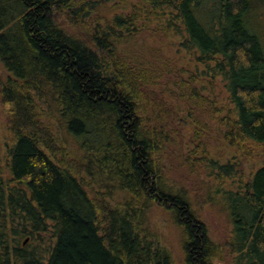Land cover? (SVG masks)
Segmentation results:
<instances>
[{
    "label": "trees",
    "instance_id": "obj_1",
    "mask_svg": "<svg viewBox=\"0 0 264 264\" xmlns=\"http://www.w3.org/2000/svg\"><path fill=\"white\" fill-rule=\"evenodd\" d=\"M100 1L0 0V264H173L148 226L156 204L180 230L184 264H264V159L242 169L255 147L264 154V40L251 14L264 0H118L107 14ZM142 31L193 69L149 51ZM162 78L191 118L196 142L179 155L206 173L224 242L165 171L178 131L146 86ZM216 82L224 95L212 102L201 89ZM194 114L220 124L230 157L207 155L210 128Z\"/></svg>",
    "mask_w": 264,
    "mask_h": 264
},
{
    "label": "rangeland",
    "instance_id": "obj_2",
    "mask_svg": "<svg viewBox=\"0 0 264 264\" xmlns=\"http://www.w3.org/2000/svg\"><path fill=\"white\" fill-rule=\"evenodd\" d=\"M118 0H101L98 6L101 8L102 13H106L114 2ZM253 18L256 20L263 36L264 40V3L257 2L251 12ZM54 18L56 22L64 29L69 31L72 35L83 37V30L75 23H72L70 19L66 17L64 13L54 11ZM156 34H151L148 31H142L138 36L144 40L147 49L149 51L157 50L162 57L167 59L170 63L178 65V67L187 65L190 69L192 68V63H186V60H181L180 57L176 54L175 47L173 46L170 39L161 36L158 32ZM140 41V39H139ZM182 53V52H180ZM6 75V71L0 64V79ZM158 80L155 83H148L146 86L148 89L152 90L154 96L150 100L156 103L157 106L161 107V110L165 113V121L169 125L177 127L178 135L175 139V145L173 146L170 143L171 150L165 152L162 151L164 157L162 159L163 164H165V171L168 174L169 179L175 180L178 184L180 183L184 186L189 194L196 199L195 205L198 208L200 217L205 222L209 236L216 242H224L228 237L230 224L228 223L227 216L221 207L212 205L211 203L205 202L204 197V182L208 181L206 173L202 167L196 164L192 169L188 164L183 160L185 155H179L180 151L183 153L186 152L190 147H193L196 142V138L192 133L193 127L191 126V118L186 113V107H182L177 100V94L175 89H171L172 86L168 82L164 83ZM207 78H199L198 83H204ZM217 83V82H216ZM220 83L218 82L214 88H210L207 84L206 86L202 85L201 94L208 98L209 101L220 98L224 95L223 91L219 87ZM218 86V87H216ZM6 117L7 112L2 107L0 103V151L2 150V145L5 140V127H6ZM194 120L199 124L204 125L205 127L210 128L208 133L200 138L201 142L204 143V147L208 151L207 155H212L219 157L220 159H226L234 153L232 149H228L224 142L218 138V133L220 129V124L215 120L202 114L197 116L194 114ZM220 129V130H219ZM226 142V141H225ZM254 149V148H253ZM261 150L256 148L253 150L250 158L244 161L242 164V169L248 171L251 167H255L260 162V158L264 159V154L261 155ZM166 154V155H165ZM177 156V157H175ZM148 226L152 229V233L155 238L161 244L165 245L171 253L173 264H184L183 253L180 246V230L176 227L170 220L168 214L163 210L160 205H154L150 212L148 213ZM227 259L225 258L218 264H227Z\"/></svg>",
    "mask_w": 264,
    "mask_h": 264
}]
</instances>
